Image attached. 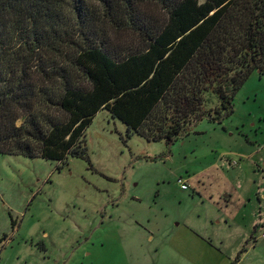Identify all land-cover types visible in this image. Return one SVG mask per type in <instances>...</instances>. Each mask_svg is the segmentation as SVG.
<instances>
[{
  "label": "rangeland",
  "instance_id": "rangeland-1",
  "mask_svg": "<svg viewBox=\"0 0 264 264\" xmlns=\"http://www.w3.org/2000/svg\"><path fill=\"white\" fill-rule=\"evenodd\" d=\"M233 108L169 145L101 110L85 158L0 153V264H264V76Z\"/></svg>",
  "mask_w": 264,
  "mask_h": 264
},
{
  "label": "trees",
  "instance_id": "trees-1",
  "mask_svg": "<svg viewBox=\"0 0 264 264\" xmlns=\"http://www.w3.org/2000/svg\"><path fill=\"white\" fill-rule=\"evenodd\" d=\"M254 71L264 0H0V153L85 158L101 110L169 145L233 114Z\"/></svg>",
  "mask_w": 264,
  "mask_h": 264
},
{
  "label": "built area",
  "instance_id": "built-area-1",
  "mask_svg": "<svg viewBox=\"0 0 264 264\" xmlns=\"http://www.w3.org/2000/svg\"><path fill=\"white\" fill-rule=\"evenodd\" d=\"M178 183L181 185V188L183 190H188L189 189L188 182H187L186 179H184V178L181 177V178L178 179Z\"/></svg>",
  "mask_w": 264,
  "mask_h": 264
},
{
  "label": "water",
  "instance_id": "water-1",
  "mask_svg": "<svg viewBox=\"0 0 264 264\" xmlns=\"http://www.w3.org/2000/svg\"><path fill=\"white\" fill-rule=\"evenodd\" d=\"M227 197H228V195L225 196V198H227Z\"/></svg>",
  "mask_w": 264,
  "mask_h": 264
}]
</instances>
